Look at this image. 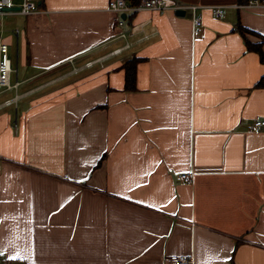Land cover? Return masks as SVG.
<instances>
[{"label":"crops","instance_id":"1","mask_svg":"<svg viewBox=\"0 0 264 264\" xmlns=\"http://www.w3.org/2000/svg\"><path fill=\"white\" fill-rule=\"evenodd\" d=\"M165 1L201 8L118 26L108 0H40L4 26L17 83L0 87L8 264H264V126L251 128L264 64L245 45L264 52V5Z\"/></svg>","mask_w":264,"mask_h":264},{"label":"built area","instance_id":"2","mask_svg":"<svg viewBox=\"0 0 264 264\" xmlns=\"http://www.w3.org/2000/svg\"><path fill=\"white\" fill-rule=\"evenodd\" d=\"M40 0H20L18 3H15V0H0V37L4 30L3 17L7 15H23L27 16L30 14H35L39 12L38 2ZM264 5V0H248L245 3L239 4L236 7L242 8H256ZM18 8L15 10H5V7H14ZM107 8L109 11L113 12L116 15L115 22L118 26H121L124 21L121 19V14L133 13L140 10H149V11H165L172 10L176 11L179 9L190 10L192 13H195L200 5L194 4H170L165 0H141L138 5H132L128 0H108ZM212 13L215 17H222L223 11L219 6L211 7ZM192 22L194 25V33L197 34L200 31L202 25L201 18L197 15L192 17ZM13 33H17V30L14 29ZM13 72L12 60L9 55L8 44L0 41V87L4 89H9L15 87L17 83L11 85L10 77ZM264 126V120L260 117H256L253 120L251 128L258 129L259 127ZM1 171V164H0ZM194 173H182L180 178L188 183L193 181ZM170 264H191V260L185 255H170L168 257ZM0 264H8V260L3 258L0 253Z\"/></svg>","mask_w":264,"mask_h":264},{"label":"trees","instance_id":"3","mask_svg":"<svg viewBox=\"0 0 264 264\" xmlns=\"http://www.w3.org/2000/svg\"><path fill=\"white\" fill-rule=\"evenodd\" d=\"M248 0H242L241 2H246ZM129 2L132 5H138L141 0H129ZM134 13H132L131 15H133ZM236 30L241 34V35H245V33L247 32H251L248 29H246L245 27H243L242 25H240V23L237 24L236 26ZM264 40V39H263ZM245 45L247 50L255 52L258 55L259 61L264 64V52L262 49V41L260 42H251L246 40L245 41ZM136 63L137 60L135 58L128 60L124 65V73H125V88L126 89H134V80H135V76H136V71H135V67H136ZM257 86H264V75L260 78L259 82L257 83Z\"/></svg>","mask_w":264,"mask_h":264},{"label":"rangeland","instance_id":"4","mask_svg":"<svg viewBox=\"0 0 264 264\" xmlns=\"http://www.w3.org/2000/svg\"><path fill=\"white\" fill-rule=\"evenodd\" d=\"M20 0H15V3H18ZM19 18V16H15V15H7L3 17V22H4V26H8L11 24H14L17 19ZM11 55V54H10Z\"/></svg>","mask_w":264,"mask_h":264},{"label":"water","instance_id":"5","mask_svg":"<svg viewBox=\"0 0 264 264\" xmlns=\"http://www.w3.org/2000/svg\"><path fill=\"white\" fill-rule=\"evenodd\" d=\"M39 3H40V2H38V4H39ZM17 8H18L17 6H14V7H5V10H15V9H17ZM175 14L178 15V16H183V15L185 14V11L182 10V9H179V10H176V11H175ZM121 17L124 18L125 15L122 14Z\"/></svg>","mask_w":264,"mask_h":264},{"label":"snow or ice","instance_id":"6","mask_svg":"<svg viewBox=\"0 0 264 264\" xmlns=\"http://www.w3.org/2000/svg\"><path fill=\"white\" fill-rule=\"evenodd\" d=\"M13 259H15L16 257H12Z\"/></svg>","mask_w":264,"mask_h":264}]
</instances>
